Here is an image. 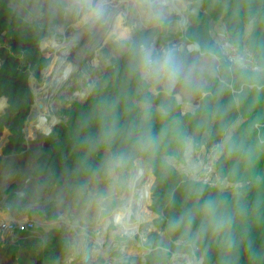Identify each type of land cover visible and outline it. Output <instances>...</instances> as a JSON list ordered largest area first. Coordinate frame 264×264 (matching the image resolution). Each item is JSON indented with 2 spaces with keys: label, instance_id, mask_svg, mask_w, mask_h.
Listing matches in <instances>:
<instances>
[{
  "label": "trees",
  "instance_id": "16d2710c",
  "mask_svg": "<svg viewBox=\"0 0 264 264\" xmlns=\"http://www.w3.org/2000/svg\"><path fill=\"white\" fill-rule=\"evenodd\" d=\"M11 1L0 0V41L6 39L13 52L0 49V97L8 99L0 117V136L4 127L10 130L3 155L19 154L27 148L24 127L35 100L30 74L42 80V70L49 59L42 52L41 42L50 35L48 26L61 18L58 14L52 20L45 19L41 25L37 21L30 23L14 12ZM187 1L190 2L184 12L187 38L197 42L204 55L219 58L218 74L206 76L205 94L195 112L182 114L175 96L165 97L139 85L130 74L128 50L112 59L86 100H77L62 108L61 113L67 120L58 123L54 127L55 135L45 139L44 152L32 174L44 176L43 183L49 187L61 185L66 155L67 165L77 168L72 182L85 184L93 176H106V151L113 157L120 154L128 157V162L117 168L122 176L129 173L136 160L144 158L152 165V182L155 176L152 187L151 182L145 191V201L149 203L151 197L148 211L157 215L154 225L159 230L149 234L147 247L162 244L163 234L174 239L193 228L200 233L199 244L206 251L204 264H264V126L260 132L255 128L256 122H264V81L257 83L239 71H228L231 60L227 49L221 47L212 33V27L223 22L228 34L225 43L246 46L256 58L264 56V0ZM175 36L166 26L157 25L137 29L132 41L151 37L161 44ZM146 99L157 107L163 103L166 114L161 115L178 121L173 131L166 133L164 141L168 151L171 146L181 148L179 154L183 161H186L183 141L187 136L191 138L187 139L192 142L193 153L196 148L222 142L217 159L221 184L209 186L194 180L161 156L160 129L154 120L142 115L137 104H145ZM13 115L14 121L9 124ZM145 127H150L152 135L159 138L158 146L149 152L133 147L134 132ZM168 155L172 154L168 152ZM48 169L51 173L43 175ZM229 184H235L236 188L230 190ZM209 199L215 200L226 214L229 221L226 227L202 226L204 217L198 208ZM9 200L13 201L14 196ZM44 211L49 219L55 218L56 203H49ZM189 214L195 215L190 227L186 224L174 227L176 221L186 219ZM30 231L19 229L17 234L34 245V254L41 240L32 239L36 233ZM182 248L191 250V247ZM17 249L18 246H13L10 251L14 253ZM67 250V242L61 240L43 253L38 264H55ZM146 264H169V252L154 249L146 256Z\"/></svg>",
  "mask_w": 264,
  "mask_h": 264
},
{
  "label": "rangeland",
  "instance_id": "374dc122",
  "mask_svg": "<svg viewBox=\"0 0 264 264\" xmlns=\"http://www.w3.org/2000/svg\"><path fill=\"white\" fill-rule=\"evenodd\" d=\"M199 1L201 2L202 0ZM189 3V1L184 0V3H180V6L183 9L187 10ZM11 7L16 14H19V12L23 10L24 14H26L25 17L30 14L32 17L37 19V15L41 11L45 12L46 20H52L55 16L53 0H12ZM150 10L151 9L145 3V0H129L123 2L119 5V7L113 10L109 18H106L103 23L99 24L98 27H96L95 34L93 36L88 37L82 44H80V46H78L79 48L78 50L76 49V53H73L69 57V62L75 65V69L72 72L66 74L65 77L64 75H61V78L64 80V82L63 80H61L62 82L58 85L56 90L50 96L48 95V101L46 103L44 112H40L38 109H35L30 113L31 115L26 124L29 129L27 131V134L26 132L25 134L27 136V139L30 138L35 142L33 141L32 143L27 144L29 149L26 148L24 152L19 154L13 153L8 157L4 156L3 162L2 160H0V167L6 173H9L11 175L9 176L11 177V179L15 178L17 181L20 179L19 184L23 185L25 179L30 174H32L31 172L34 171L37 167V159L40 153L44 150L45 139L49 136L55 135V129L53 127L45 131H37L40 119L44 117L45 123H49L53 114L56 113V116L59 118V120L65 122L67 118L62 115L61 110L63 107H69L72 102L78 100V98L68 100V98L73 95V92L79 91L83 88H87L89 93V91L93 89L91 87H94L95 84L103 77L107 67L111 64L112 59L124 55L129 50V47L126 46L127 49L124 52H121L124 43L118 40V33L122 34L123 32V34H125L130 31L129 29H132L130 36V41H132L133 33L137 29L145 28V26H166L167 30L171 33L183 29L184 23L180 14L171 16L169 15L167 8L162 7L157 8L155 11ZM138 20L141 22V24L138 25L135 29V23ZM33 22L36 21H30V23ZM87 24L88 21L74 18L73 26L68 28L65 34L61 35V38L55 36L58 42H64L67 40L66 44L61 48V51L67 49L70 41L75 37V33L83 31L87 27ZM223 31L225 32V28L223 29ZM212 33L216 37V39L221 42V47L226 50V34L224 33V38L219 32L214 29V27H212ZM128 42L129 40H127L126 45H128ZM48 58L50 60L49 63L51 65V68L48 70L49 72L45 78L43 75L42 80L37 81L38 84L35 87H37L38 90L47 86V82L52 76L53 69L57 65V62L61 58V56L59 52H55ZM196 58H207L212 62V66H215L217 68V63L219 60L215 55L196 54ZM89 94H87L83 98V100L81 99V101L86 100ZM172 94H174V92ZM57 104V111L53 112V108L57 106ZM137 104L141 110V113H143L142 115L147 116L144 110V104ZM154 111L156 112V115L152 117V120L156 122V125L160 129V140L163 144V152H161V156L169 162H173L178 168L181 169V171H183V169L187 166V162L181 159V155L179 154L181 148H173V146H171V151H168L169 146H167V142L164 141L166 140V133L173 131V129L178 125V121H172V119H167L166 121L161 120V113L157 111V109H154ZM1 145L2 143L0 144V154H2ZM168 152L172 155L167 156ZM112 159L113 156L111 152L106 151L104 154V160L108 165V170L116 171L118 173V180L113 183L112 189L106 188L107 181L102 180L105 179V177L108 175V170L105 177L93 176L87 182L89 183L92 179L96 178L97 181L95 184L99 185L98 181H102L103 183V194L99 196L103 199L101 205L102 208L100 210L101 215L97 216V219L92 222H85L84 218L76 212L78 206V193L76 191L77 186L75 187L74 185L77 184L71 182L65 185L61 184L58 186L49 187L43 183L44 176H42L43 178L38 176L37 187L40 197L36 201H30L25 204V210H28L29 216L35 221V227L30 231L34 234L36 233V235L33 236L32 239L39 237L41 240V245H38L37 251L33 254L32 249L34 245L32 243H26V237H20V239H18V236L20 235H18L17 232L15 234V237H4L2 241L0 240V264H38V261L41 259L43 253L61 240H65L67 242L68 250L63 256L56 259L54 263L76 264L78 261H80L83 257L87 241L92 239L96 240L99 238V236L103 232V224L105 219L107 217H110L111 213L118 206L122 205L125 197L128 196V183L133 168L127 175L122 176L117 168H112ZM142 159L148 163L149 177L145 186V190L141 195V202L137 206V210L135 212L134 217H136L137 219L136 225H134V231H132V233L130 234L131 239L127 237V235L129 234L126 232H111L113 234V240L110 243L109 248H107L108 250L103 251L102 253L99 252L93 260L92 264H105L106 260H108L110 256L118 257L119 252L117 251V248L121 247L122 245H127L126 248L130 249V252L134 254L133 258H137L138 254H140V251L142 250V247L138 246V241H140L139 234H136L135 236L133 235L136 231H139L142 235L148 227L150 228V226L146 223H149V218L151 217V222L155 218V215H153V213H149L148 211V208L151 204V198L150 202L147 203L145 201L144 194L145 191L147 192V188L152 182L154 173L150 162H148L144 158ZM139 160L140 159H138V161ZM136 161L135 163L137 164L138 161ZM21 162L25 163V165L28 164L30 170L29 172L24 173L25 170L22 169L23 173L20 177L19 165ZM136 164H134V166H136ZM151 172L153 173V175L151 174ZM154 181L155 177L150 188L152 187ZM3 184L0 185V190L3 187ZM234 188H236L235 184L229 186V189L232 191ZM48 197L49 199L46 200ZM51 202L56 203L58 213L57 216L53 219H49L44 211L46 205ZM90 203L92 204L94 203V201ZM109 237H111V235ZM51 238L52 241H49ZM130 242L131 244L128 246ZM13 246H18V249L14 253L10 251V248ZM174 248L176 249L180 247L175 246Z\"/></svg>",
  "mask_w": 264,
  "mask_h": 264
},
{
  "label": "clouds",
  "instance_id": "9594fccd",
  "mask_svg": "<svg viewBox=\"0 0 264 264\" xmlns=\"http://www.w3.org/2000/svg\"><path fill=\"white\" fill-rule=\"evenodd\" d=\"M151 8V0H145ZM55 11L64 17L88 21L92 23H103L108 15L107 0H53ZM131 55L129 65L130 74L137 83L149 91L156 89L158 93L167 97L177 89L198 91L211 71L219 69L212 66L189 62L186 55L173 46L157 47L151 37H143L139 40L129 41L128 45ZM228 71H239L248 79L259 83L264 81V56L256 59H232ZM145 113L151 111V104L145 101ZM161 114H166L165 105L162 103L157 109ZM159 138L152 135L151 128L145 127L134 132V148L149 152L158 146ZM183 151L186 162L190 168L195 170L196 164L191 161L193 145L187 138L183 141ZM128 157L124 154L113 157L111 166L113 169L124 166ZM203 215L202 226L206 225L213 229L226 227L229 221L219 204L212 199L206 200L198 208ZM195 220L194 214L187 215L174 223L179 228L182 224L188 227Z\"/></svg>",
  "mask_w": 264,
  "mask_h": 264
},
{
  "label": "built area",
  "instance_id": "2783aa9c",
  "mask_svg": "<svg viewBox=\"0 0 264 264\" xmlns=\"http://www.w3.org/2000/svg\"><path fill=\"white\" fill-rule=\"evenodd\" d=\"M178 5L179 8L178 10H171L169 11V15L174 16L175 14H180L182 16L183 20V29L177 30L176 32H172L176 34L174 38H171L167 40L164 43L159 44L157 41V38H154V42L157 47H162V46H173L177 48L181 53H195L199 55H204L202 53L200 45L195 42L191 41L187 38L186 33H187V20L185 18L184 12L186 9H183L180 5L184 3V0H178ZM181 3V4H180ZM151 4L153 6L151 7L155 11L157 8H168L166 3H159L156 2V0H151ZM27 18L30 21H37L40 25L44 22L45 20V12L41 11L37 15V19L32 17L30 14L27 15ZM73 20L74 18L72 17H64L61 16L59 21L56 23L48 26V30L50 32V37L51 36H56L60 37L61 35L65 34L66 30L70 27L73 26ZM29 21V22H30ZM152 26H145V28H150ZM49 36L46 37L42 42H41V49L45 57H50L53 53L49 51V49L46 48L45 40L49 39ZM226 38H228V34L226 32ZM4 48L6 49L10 54H13L12 48L7 40H2L0 41V49ZM226 49H227V54L228 58L230 60L232 59H256L255 55L249 50L248 47H239L238 45L228 41L226 43ZM49 59V58H48ZM219 60V58H218ZM50 62V60H49ZM50 63H48L49 66ZM47 66V67H48ZM217 68H219V61L217 63ZM218 74V71H217ZM44 73L42 72V76ZM38 80L33 73L30 74V87H35L38 83ZM251 88L253 87H258L261 88V86L258 85H250ZM93 88V87H91ZM85 89V88H83ZM87 89V88H86ZM243 89V88H242ZM92 91V89L89 91V93ZM152 93H158L156 89L151 90ZM236 92V90H234ZM86 93H88V89L86 90ZM175 94V93H174ZM176 97L178 99V102L181 105V110L182 114H186L189 112H195V110L199 107V101H188L185 100V98L181 97L180 95L176 94ZM81 101V99H78ZM83 100V98H82ZM35 102V100H34ZM32 104L31 112L34 111ZM30 117V116H29ZM29 119V118H28ZM28 120L26 121L27 124ZM62 122L59 120V123ZM264 126V122H256L255 123V128L257 129L258 132H260L261 128ZM28 126L25 125L24 127V133L28 131ZM25 134V143L30 144L34 140L32 139H27V136ZM27 139V140H26ZM35 142V141H34ZM206 147H199L194 150L195 157L199 163V169L194 172H190L188 175L190 178L194 180H198L202 182L205 185L209 186H217L221 184V176L220 172L218 169L217 165V159L218 155L221 151L222 148V142L217 141L213 142L212 144L205 145ZM28 147V145H27ZM29 148V147H28ZM13 181L15 183L17 180L11 179L10 181ZM13 183H9V185L5 189L0 190V236L1 237H8L12 238L15 237L16 232L20 230H33L35 227V221L29 216L28 210H25V208L21 211V213L18 216H10L9 215V207L7 206V201H8V194L7 190L11 188V185ZM156 217V215H155ZM154 222V220H153ZM159 231L156 226L152 227L151 229H148L143 232L141 235L139 234V240L138 241V246L142 247V250L140 251V254H138L137 258H133L134 254L130 252V249H127V245H122L121 247L117 248V251L119 252L118 257L117 256H110L108 260H106L105 264H146V256L151 253L154 249L156 248H161L164 251L169 252V264H200L198 254L195 252L193 248L191 250H187L182 248L184 245L181 241L176 240L175 238H167L164 234L162 235L161 242L162 244H155L151 247H147L145 243L148 241V236L152 232ZM127 235V234H126ZM129 239H131L130 235H127ZM164 241H168V244H173V247L177 246L180 248H172L170 245L164 244ZM131 244V242L128 244V246ZM116 245V244H115ZM114 245V246H115ZM116 251V248H115Z\"/></svg>",
  "mask_w": 264,
  "mask_h": 264
},
{
  "label": "bare ground",
  "instance_id": "6f19581e",
  "mask_svg": "<svg viewBox=\"0 0 264 264\" xmlns=\"http://www.w3.org/2000/svg\"><path fill=\"white\" fill-rule=\"evenodd\" d=\"M126 1H129V0H107V6H108L107 18L110 17V15L112 14L113 10H115V8L119 7L120 4H122L123 2H126ZM156 2L166 3V5L168 7L167 8L168 12L173 10V9L178 10V8H179L178 0H156ZM152 6H153V4H152ZM150 9H151L150 11L154 10L152 8H150ZM99 24H101V23L88 22L87 27L83 31L75 33L76 34L75 37L70 41L69 46L64 51H61V48L66 44L67 40L64 42H58L55 36H51L49 39H47L45 41L44 44L46 45V48L49 49V51H52L53 53L59 52L61 58L58 60L57 65L53 69L52 76L48 80L47 86L45 88H41L40 90H38L37 87H32V91L35 95V102L33 105L34 110L38 109L40 112H44V110L46 108V103L48 101V95L50 96L56 90L58 85L62 82L61 80H63L61 78V75L62 76L64 75V77H65L66 74L72 72L75 69V65H73V63L71 64L69 62V57L73 53H76V49L78 50V48H79L78 46H80V44H82L88 37L93 36L95 34V29H96V27H98ZM140 24H141V22L138 20L135 23V29ZM135 29H133V30H135ZM129 30L130 31H128L125 34H123V32H122V34L121 33L117 34L118 40L122 41L124 43V46H122V49H121L122 51L120 50L121 52H124L127 49V47H126L127 40L130 41L132 29H129ZM50 68H51V65L49 64L48 70ZM48 70L46 72H44V78L47 76V74L49 72ZM63 82H64V80H63ZM86 90L87 89L85 88V89H81L79 91H74L73 95L71 97H69L68 100H71L73 98H78V99L84 98L87 95ZM50 91H51V93H50ZM40 103L43 104L42 108L39 107ZM57 108H58V104H57V106H55L53 108V110H54L53 112H56ZM58 120H59V118L56 116V113L53 114L51 121L49 123H45V118L42 117L39 121L37 131L41 132V131L48 130L51 127L54 128L56 126ZM148 177H149L148 163L145 160L140 159L138 161V163L136 164V166H134L132 169V173H131L129 183H128V187H129L128 188V190H129L128 196L125 197L122 205L118 206L111 213V216L107 217L105 219L104 224H103V232L99 236V238L96 240L92 239V240L96 241L100 246L99 250H97V251L93 250L94 255L95 254L98 255L99 252L102 253L103 251L108 250L107 248H109L110 243L113 240L112 239V237H113L112 233H110L111 237H109V238H107V236L105 234V227L107 224L112 223V224L116 225V229L114 231H112L113 233L114 232H116V233L126 232L130 235L132 233V231H134V225H136V219H137L136 217H134L135 212L137 210V206L141 202V195L143 194V192L145 190V186L147 184ZM48 199H49V197L46 200H48ZM153 215H155V214H153ZM150 218H149V223L146 222L150 226V228L148 227V229H151L152 227L155 226L154 222L153 221L151 222ZM138 233H140V232L136 231L133 236H135ZM82 243H83V239H82ZM77 249H79V248H77ZM84 253H85V250H84ZM76 264H84L83 259L78 261Z\"/></svg>",
  "mask_w": 264,
  "mask_h": 264
},
{
  "label": "crops",
  "instance_id": "0c3cea01",
  "mask_svg": "<svg viewBox=\"0 0 264 264\" xmlns=\"http://www.w3.org/2000/svg\"><path fill=\"white\" fill-rule=\"evenodd\" d=\"M19 14H17V15H19L20 17L25 18V19L27 18V16L25 17L26 14H24L23 10L20 11ZM54 15H55V11H54ZM27 20H28V18H27ZM28 21H30V20H28ZM224 28H225V32L223 31ZM214 29L217 32H219L225 38V34H226L227 31H226L225 24L223 22L216 23L214 25ZM4 40H6V39H4ZM225 47H226V43H225ZM183 54L186 55V57H187V59H188L189 62H196V63L202 64V65H206V66H209L210 69L212 67V62L209 59H207V58H196V54L195 53H183ZM0 62H2V60H0ZM210 73L211 74H214V75H217V72H215V71H211L210 70ZM205 83H206V77H205V80L203 82V86L198 91H189V90H184V89H177L174 92L175 94H171V95H173L175 97H176V94L177 95H180L181 97L185 98V100H188V101H200L201 98L205 94ZM176 99H177V97H176ZM0 104H1L0 105V117H1V115L5 111V108L8 105V99L5 96L0 97ZM158 108L159 107H157V106L151 105V111L146 114L147 117H149L150 119H152V117L154 115H156V112L154 111V109H158ZM153 112H155V113H153ZM160 116H162V115L160 114ZM160 118H161V120H164V121H166L168 119L165 116H162ZM9 135H10V130L6 126V127H4L3 132H2V135L0 136V140L2 138V140L0 142V144L2 143V145H1L2 146V150H3V146L8 141ZM187 138L188 139H191V138H189V136H187ZM44 149H45V147H44ZM43 152H44V150L40 153V155ZM9 155H11V154H9ZM9 155H3V153L0 154V157H2L1 158L2 162L4 161L3 157L4 156L5 157H8ZM40 155H39V157H40ZM190 158H191L192 163L197 165V168L195 170H193L187 164L186 168L183 169V172H185V173L194 172V171H197L199 169V163H198L196 157L194 156V153L193 152H192ZM37 166H38V163H37ZM19 167H20V169H19L20 170V177H21V174L23 173L22 169L25 170L24 173L29 172V170H30L29 165L28 164L25 165V163H23V162L20 163ZM9 176H11V175L9 173H6L0 167V185L4 183L3 184V187H2L3 189H5L9 185L10 182L13 183L12 180L9 182V180H10V177ZM102 180L107 181L106 188H108V189L111 188L112 189L113 188V183L118 180V173L116 171L108 170V175L105 177V179H102ZM96 181H97L96 178H94V179H92L87 184H81V185L80 184H77V185H74L75 187L77 186L76 191L78 193V195H77L78 196V206H77L76 212L79 213V215L84 218V221L85 222L95 221L97 219V216H100L101 215L100 210L102 208L101 205H102L103 199L101 197H99V196L103 194V183H102V181H98L99 182V185H98V184H95ZM19 182H20V179L18 181H16L15 183H13L11 185V188H9L7 190V194L12 189H14L13 187L17 188V187L22 186V185L19 184ZM63 185H65V184H63ZM229 185H232V184H229ZM9 197L10 196H8V200H9ZM93 201H94V203L91 204L90 202H93ZM95 202H96V204H95ZM20 237L21 236H18V239H20ZM2 239H3V237L0 238L1 241H2ZM49 241H52V238ZM164 244H166L168 246L170 245V244H168V241H164ZM170 246L172 248H174L173 247V244H171ZM132 251H134V250H132Z\"/></svg>",
  "mask_w": 264,
  "mask_h": 264
},
{
  "label": "water",
  "instance_id": "95a60500",
  "mask_svg": "<svg viewBox=\"0 0 264 264\" xmlns=\"http://www.w3.org/2000/svg\"><path fill=\"white\" fill-rule=\"evenodd\" d=\"M55 15L58 16V13L56 11H55ZM47 66L42 70L43 73L47 69ZM34 97H35V95H34ZM39 107L42 108L43 104L40 103ZM14 117L15 116L13 115L9 124L13 123ZM58 123L59 122H57V124ZM109 148H110V146L108 144L107 149H109ZM66 158H67V156L64 155L62 184L71 183L72 182V175L77 171V168L71 169L67 165ZM50 173H51V170L48 169V171L44 172L43 175L48 176ZM8 196H14L13 201H11V200L7 201V206L9 207V215L10 216H18L21 213V211L26 207L25 204H27L30 201H36L40 197L38 187H37L36 176L35 175H29L25 179L24 184L20 187L12 189L8 193ZM115 229H116L115 224L109 223L106 225L105 234H106L107 238H109L110 233L112 231H114ZM175 239L181 241L184 246L193 248L195 250V252L198 254L200 264H204L206 251L199 244L200 233L198 231L191 228V229L187 230L185 233L178 234L177 236H175ZM99 249H100V246L96 241H94V240L87 241V243L85 245V253L83 254V257H82L84 264H92L93 260L96 257L95 256L96 254L94 255V251H97ZM212 264H216V262H213Z\"/></svg>",
  "mask_w": 264,
  "mask_h": 264
},
{
  "label": "flooded vegetation",
  "instance_id": "af4514ba",
  "mask_svg": "<svg viewBox=\"0 0 264 264\" xmlns=\"http://www.w3.org/2000/svg\"><path fill=\"white\" fill-rule=\"evenodd\" d=\"M34 171H35V170H34ZM34 171H33V172H34ZM33 172H32V173H33ZM30 175H33V174H30ZM39 177H42V175H40ZM36 178L38 179V176H36ZM42 178H43V177H42Z\"/></svg>",
  "mask_w": 264,
  "mask_h": 264
}]
</instances>
